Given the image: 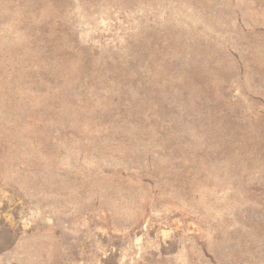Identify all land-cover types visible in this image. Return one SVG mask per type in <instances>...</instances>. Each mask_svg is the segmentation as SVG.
Listing matches in <instances>:
<instances>
[{
  "label": "rangeland",
  "instance_id": "rangeland-1",
  "mask_svg": "<svg viewBox=\"0 0 264 264\" xmlns=\"http://www.w3.org/2000/svg\"><path fill=\"white\" fill-rule=\"evenodd\" d=\"M0 264H264V0H0Z\"/></svg>",
  "mask_w": 264,
  "mask_h": 264
}]
</instances>
